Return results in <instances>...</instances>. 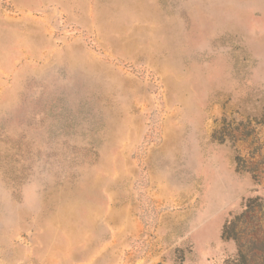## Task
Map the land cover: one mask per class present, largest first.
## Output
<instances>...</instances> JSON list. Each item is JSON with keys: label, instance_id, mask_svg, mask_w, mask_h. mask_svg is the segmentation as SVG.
<instances>
[{"label": "rangeland", "instance_id": "374dc122", "mask_svg": "<svg viewBox=\"0 0 264 264\" xmlns=\"http://www.w3.org/2000/svg\"><path fill=\"white\" fill-rule=\"evenodd\" d=\"M262 243L264 0H0V264Z\"/></svg>", "mask_w": 264, "mask_h": 264}, {"label": "trees", "instance_id": "16d2710c", "mask_svg": "<svg viewBox=\"0 0 264 264\" xmlns=\"http://www.w3.org/2000/svg\"><path fill=\"white\" fill-rule=\"evenodd\" d=\"M257 248L260 249L259 253L239 250L235 257L227 259L224 264H264V243Z\"/></svg>", "mask_w": 264, "mask_h": 264}]
</instances>
